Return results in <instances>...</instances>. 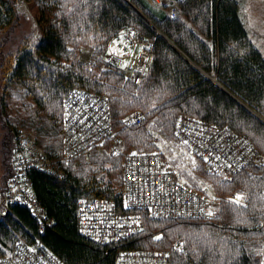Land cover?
Masks as SVG:
<instances>
[{
	"label": "trees",
	"instance_id": "trees-1",
	"mask_svg": "<svg viewBox=\"0 0 264 264\" xmlns=\"http://www.w3.org/2000/svg\"><path fill=\"white\" fill-rule=\"evenodd\" d=\"M24 1L37 8L41 35L35 40L13 34L20 22L19 0H0L3 145L10 154L16 134L25 133L43 150L51 170L28 171L44 210L42 226L24 205L1 207L0 256L8 255L17 240H38L63 264H114L117 248L146 249L152 241L150 229L164 226L165 236L152 239L160 248H168L172 240L179 243L170 248L171 264H260L264 239V167L260 164L236 170L230 178L209 172L203 164L197 166V174L219 195L214 215L178 222L144 217L143 229L133 237L101 245L80 233L77 200L82 196L112 199L123 210L118 159H110L111 166L100 173L99 164L109 158L93 151L90 172L85 174L82 165L64 163L62 158V98L74 88L105 94L113 127L123 114L142 109L154 115V126L171 137L182 112L230 126L249 137L258 155L264 156V55L249 37L238 1L176 0L174 17L167 6L156 5L160 6L156 9L145 0ZM130 27L152 42L151 64L139 85L126 80L116 67L100 68L110 39ZM7 43L13 49L6 52ZM83 47L96 55L92 66L77 57ZM12 91L21 96L28 113L15 122L6 118ZM130 126L133 129L119 132L131 139V145L143 147L142 151L158 150L149 130ZM6 164L7 178L11 170L8 160ZM191 184L198 185L193 180ZM231 191L244 201L230 203L234 201Z\"/></svg>",
	"mask_w": 264,
	"mask_h": 264
},
{
	"label": "built area",
	"instance_id": "built-area-1",
	"mask_svg": "<svg viewBox=\"0 0 264 264\" xmlns=\"http://www.w3.org/2000/svg\"><path fill=\"white\" fill-rule=\"evenodd\" d=\"M147 1L151 5H166L170 16L177 14L173 4L176 0ZM122 36L127 45H134V39L137 42L135 58L124 77L139 85L151 64L152 42L131 27L124 29L119 38ZM108 55L114 66L123 62L122 56ZM62 104L63 159L85 154L114 135L109 98L105 94L73 89L64 96ZM121 122L124 126L140 125L143 114L131 111ZM173 133L178 143L196 155L209 172L227 175L258 159L257 148L249 137L228 125L219 126L180 112ZM9 167L6 186L0 190V210L4 204L24 205L42 226L44 210L35 197L28 171L31 168L50 171L48 158L28 135L19 132L9 154ZM120 173L123 210H118L112 199L82 196L77 200L78 229L98 244H119L133 237L143 229L144 217L178 222L211 215L206 198L178 181L159 150L127 153ZM0 264L63 263L38 240L29 243L17 240L10 254L0 256ZM114 264H171V250L119 247L115 250Z\"/></svg>",
	"mask_w": 264,
	"mask_h": 264
},
{
	"label": "rangeland",
	"instance_id": "rangeland-1",
	"mask_svg": "<svg viewBox=\"0 0 264 264\" xmlns=\"http://www.w3.org/2000/svg\"><path fill=\"white\" fill-rule=\"evenodd\" d=\"M238 2H239V14L243 21V24L248 30L249 37L251 38L253 43L257 45L259 50L264 54V0H238ZM19 5L21 9L20 22H19V26L14 30L13 34L19 37L29 36L30 39H34V40L39 38L41 35V32L39 29V25L37 23V8L35 4H33V2H26L24 0H19ZM160 6L164 7V5H160ZM160 6H153V7L156 9H159ZM158 32L161 34V31H158ZM134 42H135L134 45L132 44L126 45L125 41L123 40V36L120 38L118 36V37H113L112 39H110L108 43V49H109L108 56H110V54H111V57H113V55L118 56V55L123 54V57H124L123 64H121L120 66H112L110 62L107 60V57L105 58L102 57L100 68L105 69V68H109L112 66V67H116L117 69L121 68L124 70V67L127 62L126 61L127 56H132V61L130 60L131 61L130 64H132L135 58L136 49H137L136 47L137 42L135 39H134ZM12 49H13V45L11 43H7L3 47V50L6 52L11 51ZM119 51H123V52H119ZM77 57L87 67L92 66L94 63H96V55L94 54L93 49L88 48V47L81 48L79 50V53L77 54ZM10 94L11 95L7 99L8 106L6 107V110H7L6 118L7 119L9 118L11 122H15L16 120H20L24 118L25 116H27L28 113H27V108L24 106V101L21 98V96L19 97V95H17L16 93H13V91ZM134 110H139L142 112L143 122L138 127L150 131L152 135V141L156 145V148L154 149L160 150V152L162 153L164 157L165 165L174 172L178 181L190 187L191 186L195 187L196 191H198L201 195H203L206 198L209 209L211 210L212 215H214L219 195H217L214 192V188L211 183L204 180L203 177H200L197 174L198 172L197 166L202 164L200 160L198 159V157L190 153L185 147L180 145L178 141H176L174 136L170 135L171 137H166L164 132H161L159 128H156L154 126V115H148L142 109H133L131 111H134ZM127 114L128 113L123 114L121 117H119L120 121ZM2 118H1L2 120H0V190L4 189L7 183V178H6L7 160L9 164V152L7 153L6 146L5 144L3 145V139L6 134V128L3 127V123L5 124L4 115H2ZM130 125L132 124L124 126L122 125V122H120L119 125L114 127L115 132H114V135L110 139L106 140L104 143L92 148L91 150L83 154L82 156L80 155L79 157L73 160L64 159L63 160L64 163L74 161V165L76 167L79 165H80L79 167L83 166L82 169L84 170L85 168V172L86 170H89L90 172V163H91L90 153L93 151H96L103 155H106V158H109L108 159L109 161L107 160V162H101L102 164H99L100 165L99 168H102L100 170V173H102V170L105 169V167L111 166L110 159L113 160L114 158H117L119 162L118 171L120 174L122 161L124 160L125 155L131 151H137V150L142 151L143 150V147L131 145V139L126 137L123 133L121 134V132H119L120 129L122 128H132L133 129L134 126H130ZM173 130H174V125H173ZM173 130H172V135H174ZM127 141H129V144L127 143ZM61 145H62V140H61ZM40 152H43V150L40 149ZM254 164H260L262 167H264V156H262L259 153L258 159L256 163ZM232 172H230L227 175H223V177L230 178ZM85 174H87V172ZM194 177L196 178V180ZM192 180L196 181L198 185L196 186L192 185L191 184ZM238 194L239 193L237 192L231 191L229 193V196L230 198L235 200ZM239 195H240L239 203L240 202L242 203L244 201V198L241 194ZM149 232H150L149 233L150 239L152 241L149 244L150 246L146 247V249L165 250V249H170L171 247L172 248L176 247L177 244H179L177 243L176 240H172L168 244V248H160L157 246L158 245L157 243L159 242L158 241L154 242L153 239H160L165 236L164 226L152 228L150 229ZM260 246L262 247L261 248L262 262L260 264H264V239L261 241Z\"/></svg>",
	"mask_w": 264,
	"mask_h": 264
},
{
	"label": "crops",
	"instance_id": "crops-1",
	"mask_svg": "<svg viewBox=\"0 0 264 264\" xmlns=\"http://www.w3.org/2000/svg\"><path fill=\"white\" fill-rule=\"evenodd\" d=\"M238 1V0H237ZM238 6H239V2H238ZM239 16H240V14H239ZM241 18V17H240ZM242 20V19H241ZM243 22V21H242ZM256 45V44H255ZM257 46V45H256ZM119 52H123V51H119ZM264 55V54H263ZM132 61V56H127V58H126V67L128 68V66L130 65V63H131V61Z\"/></svg>",
	"mask_w": 264,
	"mask_h": 264
},
{
	"label": "snow or ice",
	"instance_id": "snow-or-ice-1",
	"mask_svg": "<svg viewBox=\"0 0 264 264\" xmlns=\"http://www.w3.org/2000/svg\"><path fill=\"white\" fill-rule=\"evenodd\" d=\"M133 155H135V153ZM206 159L207 158H205V160ZM239 200H240V195L238 194L237 197H236V199L234 201H230V203H239Z\"/></svg>",
	"mask_w": 264,
	"mask_h": 264
}]
</instances>
